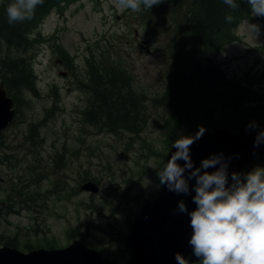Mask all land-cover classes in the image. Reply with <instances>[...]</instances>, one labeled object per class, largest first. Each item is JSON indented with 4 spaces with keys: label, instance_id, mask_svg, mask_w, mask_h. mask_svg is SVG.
I'll return each mask as SVG.
<instances>
[{
    "label": "rangeland",
    "instance_id": "374dc122",
    "mask_svg": "<svg viewBox=\"0 0 264 264\" xmlns=\"http://www.w3.org/2000/svg\"><path fill=\"white\" fill-rule=\"evenodd\" d=\"M54 7L32 30L26 49H6L11 57L25 55L36 93L8 88L0 72V83L17 109L0 132V243L27 252L79 239L114 263L125 264L130 252L124 236L130 223L144 197H155L161 189L156 169L149 165L163 166L171 142L182 131L159 99L169 84L174 14L150 22L142 12L118 8L115 0H77ZM250 14L233 27L215 63L229 86L240 83L242 91L259 97L264 87V17ZM247 23L261 26L257 39ZM4 50L0 43V54ZM106 60L125 72L140 100L139 132L110 130L86 120L91 94L85 79ZM212 105L207 110L216 108ZM194 108L185 122L207 124L192 119ZM221 112L212 114L213 121L223 119ZM85 185L98 187L86 190Z\"/></svg>",
    "mask_w": 264,
    "mask_h": 264
},
{
    "label": "trees",
    "instance_id": "16d2710c",
    "mask_svg": "<svg viewBox=\"0 0 264 264\" xmlns=\"http://www.w3.org/2000/svg\"><path fill=\"white\" fill-rule=\"evenodd\" d=\"M71 1L74 0H44V3L36 8L31 20L9 24L6 6L10 0H2L0 43L4 45L5 50L0 54V72L8 88L17 92L25 88L31 93H36L35 77L30 64L24 58L25 55L11 57L6 55V49H26L32 41V30L44 12L51 6ZM249 10L250 6L245 0H240L236 11L230 9L222 0H163L151 10L142 11L143 17L150 22L162 19L161 15L167 12L174 14L173 52L168 67L169 84L159 99L170 109L174 119L173 125L177 130L180 131L182 126L180 133L185 135L201 126L209 129L213 122L232 129L243 126L255 130L264 127V88L260 94H256L259 97H256L249 89L242 91L241 88L244 87L240 83L229 86L215 63V57L222 45L229 41L233 27ZM229 13L234 17L231 23L225 21V16ZM65 58L68 59L66 56ZM67 63L71 65L69 59ZM98 65L99 72L95 73V68L92 67L91 75L85 79V85L91 94L84 111L86 120L110 130L122 128L132 133L139 132L143 120L138 105L140 100L134 97L127 82L128 76L121 68L107 60ZM206 93L208 98H204ZM210 102L216 107L213 110H207ZM191 105L195 107L196 112L192 119L197 117L207 124L195 125L196 121L185 122ZM217 105L227 113L221 112L219 107L217 109ZM219 112L223 119L213 121L212 114L217 113L219 116ZM30 131L35 135V127Z\"/></svg>",
    "mask_w": 264,
    "mask_h": 264
},
{
    "label": "clouds",
    "instance_id": "9594fccd",
    "mask_svg": "<svg viewBox=\"0 0 264 264\" xmlns=\"http://www.w3.org/2000/svg\"><path fill=\"white\" fill-rule=\"evenodd\" d=\"M116 6L133 13L151 10L163 0H115ZM233 11L238 10L240 0H222ZM251 15L264 17V0H245ZM44 0H10L6 6L9 24L31 20L36 8ZM231 13L225 21L231 23ZM247 28L257 39L261 26L247 23ZM255 127V125H250ZM205 129L201 126L195 135L179 133L171 147L176 150L162 167L152 166L161 186L176 194H190L195 208L190 212L183 200L178 210L190 216L192 234L189 244L198 264H264V167L256 166L248 172H231L223 153L212 154L194 166L190 148L199 140ZM264 142V130L257 133L255 146ZM183 160L180 164L178 161ZM209 169H213L209 171ZM195 184H189L190 180ZM179 264L188 261L179 253Z\"/></svg>",
    "mask_w": 264,
    "mask_h": 264
},
{
    "label": "water",
    "instance_id": "95a60500",
    "mask_svg": "<svg viewBox=\"0 0 264 264\" xmlns=\"http://www.w3.org/2000/svg\"><path fill=\"white\" fill-rule=\"evenodd\" d=\"M13 99L7 95L3 83H0V130L12 120L15 110ZM197 131L191 135H195ZM245 128L231 130L228 127L215 126L204 131L202 137L190 148L194 166H199L202 159L223 153L229 163V180L232 171L248 172L256 166H264V142L255 146L257 133ZM176 149L171 147L165 161ZM183 164L184 161H178ZM213 169H209L212 171ZM190 186L195 180L189 181ZM88 185V184H87ZM85 185L84 188L87 186ZM97 185L87 186L95 191ZM190 194H176L162 186L155 198L145 197L130 225V233L125 236L131 257L127 264H179L177 253L190 264L196 257L189 244L192 234L190 216L178 210V203L183 200L189 212L195 208ZM0 264H114L103 258L94 249L88 248L81 241L74 240L64 248L34 249L23 253L14 247H0Z\"/></svg>",
    "mask_w": 264,
    "mask_h": 264
},
{
    "label": "bare ground",
    "instance_id": "6f19581e",
    "mask_svg": "<svg viewBox=\"0 0 264 264\" xmlns=\"http://www.w3.org/2000/svg\"><path fill=\"white\" fill-rule=\"evenodd\" d=\"M15 106H16V105H13V106H12V109L15 110L14 115H16V112H17V109H16ZM243 128H245V129H246L247 131H249V132H255V131L257 132V131L264 130V127H261V128L255 129V130H249V129H247L246 127H243ZM204 129L209 130V129H207V128H204ZM195 131H198V130H195ZM195 131H193V132H195ZM170 149H171V146H170Z\"/></svg>",
    "mask_w": 264,
    "mask_h": 264
}]
</instances>
